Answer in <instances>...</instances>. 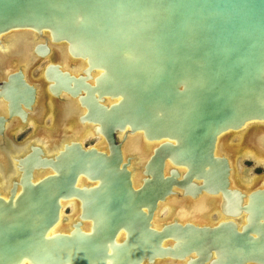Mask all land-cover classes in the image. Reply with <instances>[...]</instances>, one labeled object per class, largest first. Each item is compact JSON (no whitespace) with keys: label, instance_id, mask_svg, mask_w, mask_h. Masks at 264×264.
<instances>
[{"label":"water","instance_id":"1","mask_svg":"<svg viewBox=\"0 0 264 264\" xmlns=\"http://www.w3.org/2000/svg\"><path fill=\"white\" fill-rule=\"evenodd\" d=\"M1 43L26 77L48 60L46 91L102 143L24 145L0 264H264V174L239 186L233 158L264 157V0H0ZM14 73L0 98L20 117L37 90ZM208 200L213 223L160 214Z\"/></svg>","mask_w":264,"mask_h":264},{"label":"flooded vegetation","instance_id":"2","mask_svg":"<svg viewBox=\"0 0 264 264\" xmlns=\"http://www.w3.org/2000/svg\"><path fill=\"white\" fill-rule=\"evenodd\" d=\"M8 46L10 45L5 43L0 44V87L3 85L10 73L17 72L18 69L19 71H22L24 64L23 54L21 52L22 49H20L19 53H3V50ZM16 46L23 47L24 45L20 44ZM27 78L29 80V84L37 90L34 103L30 110L21 105L20 117L10 115L8 103L4 99L0 98V127L2 128L0 134V184L2 185L3 191H8L9 188L12 187L13 183L16 182V179L9 180L10 176L16 174L14 168L11 166L15 164L23 155H25L27 151H30L29 147L36 148L40 144L53 146L56 144L57 140H66L70 137H78L81 142L82 140L92 138L88 131L78 130L77 128L73 129L71 136L69 133H67V135L65 133H59L58 130L65 127V125L69 124V122L73 119L72 110H74V107L72 106V100L56 99L49 95L46 91V83L42 78L35 82L31 80L30 75L27 76ZM48 112H51L53 115L52 130L48 133L40 130L33 136V138H28L24 142L22 141L20 143L17 140V137L20 138L25 130L31 129L34 126L33 124L40 125L42 123L41 120L48 114ZM97 140V145L102 143L99 139ZM26 144L29 145H27V150L25 152L24 145ZM128 147V150L136 153L141 158L149 151L148 145L143 147L141 145H137L136 143H130ZM73 205V202L65 204L62 208L61 216L67 208L71 209L72 214L75 213ZM214 207V203L203 201L193 205L183 204L179 208L174 207V205H166L161 209V212H163L162 215L164 220L173 217H180L184 220L192 219L201 223H210L208 213L214 210ZM159 223L160 221L156 222L155 225H159Z\"/></svg>","mask_w":264,"mask_h":264},{"label":"rangeland","instance_id":"3","mask_svg":"<svg viewBox=\"0 0 264 264\" xmlns=\"http://www.w3.org/2000/svg\"><path fill=\"white\" fill-rule=\"evenodd\" d=\"M30 42H34V39L32 38ZM48 63V60H43L41 63L36 65L29 73L30 78L32 81H39L40 79V71L41 69ZM19 71V69H18ZM15 72V73H18ZM14 73V74H15ZM70 74L72 72H69ZM63 74V73H62ZM22 80L24 83L28 86L31 87L29 84L28 78L25 76L24 70H22ZM78 78V75H77ZM47 111V110H46ZM45 111V112H46ZM40 125H35L31 129H27L23 132V135L18 138L17 140L21 143L22 141L24 142L28 138H33L34 135L38 133V131H42L45 133H48L49 131L52 130V123H53V115L51 112H48V114L43 117L41 120ZM33 123V122H32ZM31 125V124H30ZM75 128V122L72 120L69 122V124H66L65 127L61 128L58 130L59 133H69L71 136V133L73 132V129ZM246 135L245 133H240V134H234L227 138V144L229 145H239L241 144L243 138L242 136ZM16 140V136H15ZM78 140V139H77ZM82 143L84 146L89 147V146H96L98 144L97 138L92 136V138H88L85 140H82ZM233 158L235 161V169H236V177H237V184L243 188L245 187H252L253 183L256 181V179L264 174V157H261L257 154V152L252 149L251 147H246V145L242 144L241 147H237L233 150ZM64 213L67 216H71L72 212L70 208H67ZM216 210H212L211 212L208 213V216L210 218V223L216 222L217 217H216ZM163 216V215H162ZM163 218V217H162ZM186 221V220H184ZM204 222V221H202Z\"/></svg>","mask_w":264,"mask_h":264},{"label":"bare ground","instance_id":"4","mask_svg":"<svg viewBox=\"0 0 264 264\" xmlns=\"http://www.w3.org/2000/svg\"><path fill=\"white\" fill-rule=\"evenodd\" d=\"M77 127H75L74 129H76ZM78 130H83V129H79V128H77ZM92 136V135H91ZM75 139H78L79 141H80V139L78 138V137H75ZM100 140V139H99ZM101 142H102V140H100ZM82 143V142H81ZM130 143H136L137 145H140L136 140H131L130 142H129V144ZM129 144L127 145V147H126V151L128 152V153H131V154H135V155H137L136 153H133L132 151H130V150H128V146H129ZM147 145H145V147H146ZM149 146V150L151 149V146L150 145H148ZM149 152V151H148ZM147 155V154H146ZM209 201V200H208ZM210 203H214L213 201H209ZM66 204H68V203H66ZM74 204V203H73ZM197 204V203H196ZM65 205V204H64ZM63 205V206H64ZM168 205V204H167ZM169 205H174V207H176V204H169ZM74 206V208H75V211H76V205L74 204L73 205ZM215 206V205H214ZM61 213H62V210H61ZM161 214H163V212H161Z\"/></svg>","mask_w":264,"mask_h":264}]
</instances>
